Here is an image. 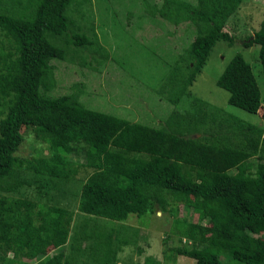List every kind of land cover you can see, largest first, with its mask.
Segmentation results:
<instances>
[{"label": "trees", "instance_id": "trees-1", "mask_svg": "<svg viewBox=\"0 0 264 264\" xmlns=\"http://www.w3.org/2000/svg\"><path fill=\"white\" fill-rule=\"evenodd\" d=\"M74 1L0 0L2 264H114L117 252L127 245L123 237L115 236L123 232L121 226L112 232L82 223L78 236L74 235L73 253L67 254L75 210L10 196L18 190L12 181L28 185L14 179L22 168L35 179H48L38 185L41 189L49 183L66 184L80 167L90 170L78 193L77 211L82 215L121 225L129 214L138 218L156 211L168 213L170 233L183 242L170 247L172 253L193 264H221V256L232 264H264V240L259 238L264 236V167L252 171L249 162L264 152L260 126L196 97L191 113L173 111L166 127H155L84 106L75 92L59 96L41 92L52 88L50 62L64 59L66 47L86 49L95 46L93 41L97 44L71 29L73 20L67 11ZM240 1L161 0L153 13L151 6L147 8L173 24L193 22L192 38L166 75L169 102L178 104L182 96H189L186 87L205 65L215 42L231 44L223 27ZM57 39L61 45L54 42ZM252 45L258 47L264 78V17L242 42L244 48ZM215 86L227 93L232 107L254 115L264 110L251 67L238 53L227 62ZM22 128L39 131L49 153L18 159ZM191 130L204 136L186 134ZM220 130L226 134L220 136ZM179 205L197 221L179 217ZM157 263L147 255L125 264Z\"/></svg>", "mask_w": 264, "mask_h": 264}, {"label": "rangeland", "instance_id": "rangeland-1", "mask_svg": "<svg viewBox=\"0 0 264 264\" xmlns=\"http://www.w3.org/2000/svg\"><path fill=\"white\" fill-rule=\"evenodd\" d=\"M177 1L192 4L195 2V0ZM160 3L161 0L72 2L67 11L68 16L73 20L71 29L86 34L90 39H96L97 44L93 41L95 46L86 49L74 48L73 45L66 47L64 59H53L50 62L53 65L52 88L49 91L41 89V92L50 96L75 92L84 106L131 122L155 127H166L173 111L182 114L191 113L195 106L192 99L196 97L209 106L223 109L238 119L260 126L264 132L263 109L254 115L232 107L226 101L227 93L215 86V80L227 62L238 53L251 67L261 102L264 101V78L257 59L258 47L242 46V42L258 29L264 17L262 0L240 1L223 27V31L232 39L231 44L215 42L205 65L186 87L189 96H182L178 104H173L167 99L166 75L175 65L178 55L187 47L195 31L191 24L193 22L182 21L173 24L147 11L151 6L153 13L154 6L157 8ZM1 40L4 39L0 35ZM54 42L61 45L58 39ZM199 104L200 102L197 103ZM214 131L217 133V130ZM21 133L23 142L15 154L18 159L32 160L39 155L49 153L48 143L42 139L39 131L22 128ZM220 133V136H224L226 130H220ZM186 134L197 138L204 136V132L198 134L192 130ZM80 161H84L82 157ZM249 162L252 164V171L264 167V152L261 156H253ZM89 171L80 167L75 177L66 184L62 183L61 186L56 187L49 183L39 189L38 185L48 179L41 176L35 179L31 173L22 168L16 172L14 179L28 185L20 186L11 180L15 184L13 187L18 190L10 196L29 199L37 204L57 205L75 210L71 227L73 238L65 246L67 254L73 253L71 245L74 244V235L78 236L79 226L88 223L99 228L111 229L112 232L120 229L119 226L122 227L123 232L115 236L123 237L127 245L122 246L117 252L114 264L142 261L147 255L156 259L157 264H193V260L186 256L176 255L168 250L170 247L183 244L170 233L171 217L168 213L160 214L159 211L146 213L138 217L139 219L129 214L121 225L79 213L77 211L79 188ZM178 216L193 222L197 221L196 215H192L190 210L182 205L178 206ZM203 224L208 225L209 221ZM259 238L264 240L263 235ZM137 248L141 249V253L137 252ZM11 257L12 255L9 254L8 258ZM219 258L221 264H232L226 256Z\"/></svg>", "mask_w": 264, "mask_h": 264}]
</instances>
